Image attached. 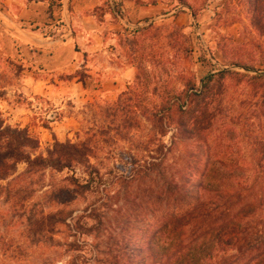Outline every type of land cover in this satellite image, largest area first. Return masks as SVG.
<instances>
[{
  "label": "rangeland",
  "instance_id": "1",
  "mask_svg": "<svg viewBox=\"0 0 264 264\" xmlns=\"http://www.w3.org/2000/svg\"><path fill=\"white\" fill-rule=\"evenodd\" d=\"M132 1L145 5L155 2L162 6V15L157 20H144L139 26H130L124 19L119 31L111 33L102 29L114 48L115 62L132 65L137 77L128 90L118 93L116 100L94 95L72 97L66 91L53 98L28 95L20 87L22 66L0 61V119L4 125L24 129L36 138L39 148L34 155L42 156L55 142L75 144L87 133L94 134L98 149L91 164L106 181L94 193L78 197L71 193V171H45L17 179L26 168L19 165L15 176L0 183L4 188L0 190V264H129L130 250L124 248L126 244L132 247L139 239L135 228L154 226L152 218L163 216L172 207L169 200L173 198L167 191L170 181L185 184L190 196H198L205 204L215 200L212 193L198 188L208 152L219 154L216 158L224 153L240 156L251 171L249 189H239L237 197L246 201L264 197V161L261 156L254 157L253 147L237 127L238 112L262 102L264 85L239 82L230 76L221 85H212L205 102L211 104L213 113L235 105L233 112L214 124L210 122L212 110L206 111L199 125L208 129L203 137L189 139L170 131L163 142L170 147L173 140L174 145L166 154L163 177H137L146 160L139 147L152 134L149 116L153 111L172 98L182 97L187 88L198 90L210 74L229 70L264 75V37L255 29L254 1ZM113 2L115 7L122 6L120 0ZM165 13L169 15L162 17ZM175 30L179 36L173 40ZM235 57L254 70L233 67ZM77 77L84 81L87 75L80 71ZM123 92L124 105L133 107L132 119L141 123L139 130L130 133H116L110 123L111 108ZM229 127L237 131L235 143L226 139ZM74 174L85 176L82 169ZM92 208L102 215V227L98 232L82 234L80 227L96 223L88 218ZM59 212L65 219L63 224L59 218L49 220ZM244 224L249 229L263 226L264 213L257 211ZM196 228L197 224L189 226L186 236Z\"/></svg>",
  "mask_w": 264,
  "mask_h": 264
},
{
  "label": "trees",
  "instance_id": "2",
  "mask_svg": "<svg viewBox=\"0 0 264 264\" xmlns=\"http://www.w3.org/2000/svg\"><path fill=\"white\" fill-rule=\"evenodd\" d=\"M253 1L256 6L255 29L264 37V0ZM137 3L145 5L142 2ZM152 3L151 5H155V2ZM177 36L179 33L175 30L171 38L176 40ZM231 65L247 72L254 70L241 62L239 57ZM228 76L238 79L239 82L264 85V75L249 76L223 70L207 76L198 90L194 91V86L187 88L182 97L172 98L153 111L149 116L152 134L139 147L146 160L139 167L137 177L149 178L153 174L163 177L162 167L166 154L174 145L173 140L170 147L163 142V138L170 131L181 133L189 139L199 138L208 130L199 126L206 111L212 110L210 122L214 121V124L216 119L233 112L235 105L226 106L222 111L213 113L211 104L208 100L205 102V95L209 93L212 85H221ZM124 93L126 92L119 96L121 99L111 108L109 116L116 133H130V130L136 131L141 127L139 121L132 119L133 107L124 105ZM260 97L262 102L250 104L245 112H238L240 114L237 127L253 147L254 157L261 156L264 161V92ZM237 136L234 128L227 129L226 139L230 143H235ZM38 148V140L26 130L4 125V121L0 119V183L15 176L19 165H25L24 172L17 179L24 176L29 178L45 171H71V193L78 197L94 193L101 186H105L106 181L100 171L91 164L98 149L94 134L87 133L83 140L75 144L55 142L46 156L34 155ZM218 155L208 152L206 169L198 186L203 192L212 193L215 200H208L205 204L198 196H190V189H186L185 184L170 181L167 191L173 198L169 200L172 207L163 216L152 218L154 226L146 224L144 230L142 226L135 228L140 234L139 239L133 242L132 247L126 244L124 248L126 252L130 250L129 264H264V225L249 229L244 224L257 211L264 213V197L256 201L237 197L239 189H249L251 168L246 162H241L238 155L224 153L216 158ZM79 169H82L84 178L75 176L74 172ZM3 189L0 186V190ZM193 200L194 204L190 203ZM58 218L63 224L65 219L60 212L50 216L49 220ZM88 218L96 223L80 227L82 234L93 230L98 232L103 224L102 215L92 208ZM193 224H197L196 230L186 236V229Z\"/></svg>",
  "mask_w": 264,
  "mask_h": 264
},
{
  "label": "crops",
  "instance_id": "3",
  "mask_svg": "<svg viewBox=\"0 0 264 264\" xmlns=\"http://www.w3.org/2000/svg\"><path fill=\"white\" fill-rule=\"evenodd\" d=\"M113 1L0 0V61L22 66L21 90L46 98L66 91L72 97L116 100L134 82L135 68L115 62L102 29L111 33L125 21L139 26L157 20L162 6L120 0L119 8ZM80 71L86 80L78 79Z\"/></svg>",
  "mask_w": 264,
  "mask_h": 264
}]
</instances>
